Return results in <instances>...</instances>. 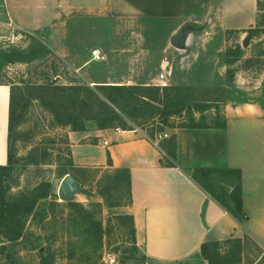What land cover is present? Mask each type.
<instances>
[{
	"label": "crops",
	"instance_id": "1",
	"mask_svg": "<svg viewBox=\"0 0 264 264\" xmlns=\"http://www.w3.org/2000/svg\"><path fill=\"white\" fill-rule=\"evenodd\" d=\"M256 16L257 0H0V35L39 39L91 86L159 84L160 73L145 74L133 59L115 67L109 57L121 53L157 56L169 85L225 87L223 127H176L157 143L142 129H100L93 121L84 130L67 129L76 167L129 171L132 203L125 215L133 217L144 264H208L201 243L244 235L264 250V85L226 86L223 62L226 32H246ZM185 27L186 45L178 49L171 40ZM95 48L105 61L91 59ZM13 84L0 81V165L8 160ZM172 138L175 157L167 150ZM195 167L240 171L245 221L192 180Z\"/></svg>",
	"mask_w": 264,
	"mask_h": 264
},
{
	"label": "rangeland",
	"instance_id": "2",
	"mask_svg": "<svg viewBox=\"0 0 264 264\" xmlns=\"http://www.w3.org/2000/svg\"><path fill=\"white\" fill-rule=\"evenodd\" d=\"M257 2V16L252 28L243 33L226 32L223 62L226 70L229 68L232 71L233 85L236 81L252 85L264 80V0ZM15 32L0 35L2 36L0 81L10 80L22 88L16 91L18 98L16 125L10 141L14 164L6 178L8 193L19 195L29 192L38 184L47 181L51 183L53 194L49 199L56 198L60 204L54 208L49 205L45 207L48 218L44 221L40 218L33 221L30 217L26 221L23 236L18 241L0 242V246L6 245L4 252L0 250V264H43L45 256L46 264H104L102 262L104 251L114 254L115 264H144V257L138 247L135 248L130 235L128 220L123 217L127 205L124 191L112 189L107 185L105 175L108 172L98 168L76 167L73 164L67 133L71 126H61L53 113V104L46 99H36L34 90L25 89L26 85L49 84L96 86L84 82L75 71L71 72L65 58L56 56L42 41ZM111 42L110 48L114 45V41ZM119 42L121 46L129 43ZM128 56L121 53L113 54L109 61H112L115 67H119L123 66V62L127 65L133 59L135 66L139 67L137 69L145 71V74L162 72L155 65L157 56ZM114 60L117 63L113 62ZM96 66L97 63H93L87 70ZM170 85L182 86L185 89L182 96L190 99L184 102L182 113L169 117V124L178 126L188 123L190 114L196 123L209 126L217 125L222 120L224 101L219 102L218 94L213 92V101L210 102L199 97L205 94L201 93L200 89L214 86H183L171 82ZM158 98L156 104L158 112L151 121L141 125L139 124L141 119H133L120 111L121 117L128 122L127 127L142 129L147 135L155 132L154 137L161 132L167 133L174 129L163 124L167 119L166 111L163 109L165 103L171 105L175 102L163 91H160ZM194 98L196 100H192ZM214 99L218 102H214ZM212 105L217 106V109L207 107ZM145 109L146 107L144 111ZM149 110L151 109L147 107L145 112ZM60 117L66 118L63 114ZM115 128L123 129V126L117 124ZM159 129L162 131H158ZM64 173L75 175L80 182L83 191L69 201L78 203L83 206L82 208L69 205L68 201L59 198L58 189ZM116 202L122 205L109 206V203ZM88 214H91V222H102L104 234L101 238L97 235L89 236L86 232L87 223L84 222V218ZM227 247L229 246L223 249ZM228 264H264V250L254 239L244 235L239 254L231 256Z\"/></svg>",
	"mask_w": 264,
	"mask_h": 264
},
{
	"label": "trees",
	"instance_id": "3",
	"mask_svg": "<svg viewBox=\"0 0 264 264\" xmlns=\"http://www.w3.org/2000/svg\"><path fill=\"white\" fill-rule=\"evenodd\" d=\"M258 5V2H257ZM227 53V50L226 52ZM1 68V67H0ZM225 83L231 86L234 83L231 69L226 70ZM264 85V80L262 81ZM22 88L16 84L11 86L10 106H9V136H8V160L6 165H0V242L9 241L16 242L23 236L26 221L32 217V220L41 219L44 221L48 218L46 206L51 208L59 206V202L55 199L50 200L52 196L51 183L42 182L29 192L19 195L9 194V187L6 178L10 174L14 164V156L12 152V134L16 125L18 98L16 91ZM25 89L34 90L36 99H46L51 105L53 104V113L61 126H71L74 131L84 130L86 122L94 121L98 128H115L117 124H121L124 130L134 129L127 127L126 122L121 117V112L128 114L133 119L140 120V125L144 122L151 121V118L158 112L157 102L158 94L163 91L166 96L171 98L175 103H165L164 111L166 117L163 124L169 127H208L204 123H196L195 119L189 111L188 123L178 126L169 124V117L174 114L182 113L186 99L182 93L185 90L182 86H117V85H98L89 87L87 85H26ZM205 93L202 96L205 101H213L212 93H217L219 102L225 100V87H204L200 89ZM207 95V96H206ZM172 96V97H171ZM196 97V98H199ZM196 98L192 100H196ZM214 102H218L214 99ZM216 105V103H215ZM204 106V105H203ZM147 107L151 110L144 111ZM208 108L217 106H207ZM156 109V110H155ZM217 109V108H216ZM155 110V111H154ZM66 116L62 119L61 115ZM214 126L223 127L222 120ZM158 131H162L159 129ZM154 133L149 136L154 137ZM169 154L176 156L175 140L169 143L167 147ZM190 177L200 187L206 190L238 223H242L247 219L246 213L243 211L241 198V175L238 169L233 168H213V167H195L190 171ZM67 173V172H66ZM63 174V177L66 175ZM74 176L76 179L77 177ZM107 185L112 189L123 190L127 196V205L132 203L131 179L127 169L118 170L114 173H107ZM108 200V199H107ZM69 205H79L78 203L68 201ZM119 202L109 203V206H121ZM128 220L129 232L132 237L135 248L137 241L135 237V227L133 217L131 215L123 216ZM87 223L86 232L89 236L97 235L102 237L104 234L103 224L101 221L91 222V214L84 218ZM227 249H223V247ZM6 245H1L0 250L4 252ZM242 248L241 238H228L223 241L203 242L200 245V253L208 264H228L229 258L235 254H239ZM46 256L43 257V264H46Z\"/></svg>",
	"mask_w": 264,
	"mask_h": 264
},
{
	"label": "water",
	"instance_id": "4",
	"mask_svg": "<svg viewBox=\"0 0 264 264\" xmlns=\"http://www.w3.org/2000/svg\"><path fill=\"white\" fill-rule=\"evenodd\" d=\"M189 33V28L185 27L181 29L171 40V43L174 47L182 49L186 45L187 36ZM247 42V39L244 40V43ZM83 188L80 182L71 174H66L61 181V184L58 189V196L61 200L69 201L76 194L81 193Z\"/></svg>",
	"mask_w": 264,
	"mask_h": 264
},
{
	"label": "built area",
	"instance_id": "5",
	"mask_svg": "<svg viewBox=\"0 0 264 264\" xmlns=\"http://www.w3.org/2000/svg\"><path fill=\"white\" fill-rule=\"evenodd\" d=\"M1 40H2V36H0V43H1ZM91 56H92L91 59L96 61V62H102V61H105L107 59L106 55L99 48L93 49L91 51ZM159 81H160V83L158 85H160L162 82H165L164 85H160L162 87L168 85L167 84V77H166L165 72H161L159 74ZM115 130L116 131H120L121 129L120 128H115ZM149 137L152 139V141L154 143H157L158 141L168 137V134L161 132V133L157 134L156 137H154V138L151 137V136H149ZM102 262L104 264H115L116 263V257L114 256V254L104 251V254L102 256Z\"/></svg>",
	"mask_w": 264,
	"mask_h": 264
}]
</instances>
